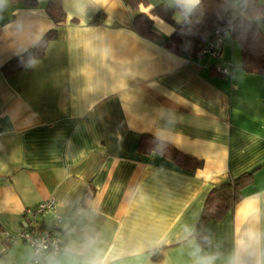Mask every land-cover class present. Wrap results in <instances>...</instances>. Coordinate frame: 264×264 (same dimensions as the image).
I'll list each match as a JSON object with an SVG mask.
<instances>
[{"label": "crops", "instance_id": "obj_1", "mask_svg": "<svg viewBox=\"0 0 264 264\" xmlns=\"http://www.w3.org/2000/svg\"><path fill=\"white\" fill-rule=\"evenodd\" d=\"M47 1L0 0V264H27V225L51 227L63 242L51 264L94 255L107 264H194L197 248L227 264L249 231L264 233V76L242 68L229 33L216 57L187 58L162 44L172 24L151 15L158 37H146L123 0H61L58 24ZM221 1L246 17L241 0ZM158 4L178 6L177 23L188 15L179 0H148L139 11ZM52 29L40 56L9 68ZM143 135L201 166L141 150ZM251 171L242 198L204 224L199 245L193 232L211 188ZM48 199L52 209L26 213Z\"/></svg>", "mask_w": 264, "mask_h": 264}, {"label": "trees", "instance_id": "obj_2", "mask_svg": "<svg viewBox=\"0 0 264 264\" xmlns=\"http://www.w3.org/2000/svg\"><path fill=\"white\" fill-rule=\"evenodd\" d=\"M10 1L27 6L35 4V0ZM123 2L134 12L135 29L146 37H158L152 28L151 15H158L172 24L174 31L162 39V44L168 50L187 58H196L203 54L201 51L207 40L209 42L218 34L224 37L229 33L239 44L242 68L246 72L264 76V34H262L258 23L259 20L264 21V4H260L258 0H241V7L246 17H233L221 0H201L197 8L178 23L173 19V12L181 10L178 6L169 7L158 4L149 13H144L139 11V7L147 5L148 0H123ZM45 9L55 24L63 22L66 18L61 0H48ZM230 25L231 29H229ZM54 35L55 29L50 30L35 46L11 60L9 68L19 67L25 61L40 56L46 41ZM139 148L143 151L158 150L176 165L187 170L193 171L201 166V160L149 136L141 137ZM251 174L252 171L246 172L224 184L211 188L193 232L199 245L205 243L204 224L210 220H220L233 208L242 198V189Z\"/></svg>", "mask_w": 264, "mask_h": 264}, {"label": "built area", "instance_id": "obj_3", "mask_svg": "<svg viewBox=\"0 0 264 264\" xmlns=\"http://www.w3.org/2000/svg\"><path fill=\"white\" fill-rule=\"evenodd\" d=\"M231 29V25L229 26ZM223 45V36L218 34L213 37L202 49L204 54L216 57L219 55ZM215 69L219 73H226V67L216 64ZM2 131L0 130V135ZM53 199L39 202L35 206L26 209V213L35 216L52 209ZM59 221V220H57ZM20 238L27 243L31 250V257L27 264H51L64 249L61 239L54 233L51 227H35L27 225L20 233Z\"/></svg>", "mask_w": 264, "mask_h": 264}, {"label": "clouds", "instance_id": "obj_4", "mask_svg": "<svg viewBox=\"0 0 264 264\" xmlns=\"http://www.w3.org/2000/svg\"><path fill=\"white\" fill-rule=\"evenodd\" d=\"M200 2L201 0H179L185 12L189 14L197 8ZM260 203L261 201L256 196L251 198V214L253 216L259 212ZM246 237V240L238 242L237 248L229 257L227 264H264V233L249 231ZM245 254L254 256L255 259L252 261L245 260ZM194 255L196 256L194 264H215L216 257L212 255H200L199 248L195 250ZM81 264H107V261L99 255H94L91 258L83 260Z\"/></svg>", "mask_w": 264, "mask_h": 264}]
</instances>
